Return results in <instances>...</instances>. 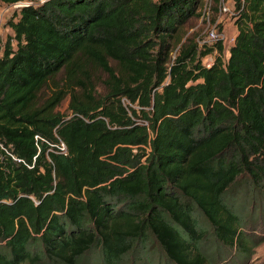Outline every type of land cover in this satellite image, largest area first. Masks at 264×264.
<instances>
[{
	"label": "trees",
	"instance_id": "1",
	"mask_svg": "<svg viewBox=\"0 0 264 264\" xmlns=\"http://www.w3.org/2000/svg\"><path fill=\"white\" fill-rule=\"evenodd\" d=\"M202 1L29 0L8 19L0 264H92L95 245L119 264L150 238L172 264L249 253L224 195L242 175L264 182V0H234L227 57L215 41L205 65L213 45L189 40L171 59Z\"/></svg>",
	"mask_w": 264,
	"mask_h": 264
},
{
	"label": "rangeland",
	"instance_id": "2",
	"mask_svg": "<svg viewBox=\"0 0 264 264\" xmlns=\"http://www.w3.org/2000/svg\"><path fill=\"white\" fill-rule=\"evenodd\" d=\"M29 0H18L15 2H6L0 0V54L3 50L4 42L8 34L13 31L8 25V19L18 10V6L27 3ZM235 3L234 0H203L196 14L190 16L187 21L175 32L171 50V59L176 55L180 45L194 40L198 47L203 48L206 45H213V50L201 58L205 65L208 60L214 59L218 50L215 41H209L207 38L208 30L215 26L218 30L225 32L226 41H221L223 45V56H228L229 41L235 35L237 25L235 23ZM115 65V61L111 60ZM108 76L102 70H97L92 75L93 94L96 98L103 96L107 92ZM78 92H81L79 89ZM69 95H67L59 104L58 109L65 114H69L68 109ZM225 200L233 206L239 214L242 229L246 238L250 241L249 253L242 250H233L232 259L226 255L220 257L221 264H264V182L255 184L248 175H242L238 180L228 188L224 195ZM201 224L208 227V223L200 217ZM211 234L203 240L205 247L211 244ZM225 251L222 247L221 254ZM226 254V253H225ZM232 256V255H231ZM85 261L92 264H104L100 249L95 245L85 255ZM227 259V261H226ZM21 262L19 264H24ZM119 264H172L166 260L161 252V248L152 238L145 242L138 241L135 248L126 253Z\"/></svg>",
	"mask_w": 264,
	"mask_h": 264
},
{
	"label": "built area",
	"instance_id": "3",
	"mask_svg": "<svg viewBox=\"0 0 264 264\" xmlns=\"http://www.w3.org/2000/svg\"><path fill=\"white\" fill-rule=\"evenodd\" d=\"M207 39L209 41H218L221 40L226 41L228 38L225 35V32L222 30H218L217 28H215V26H212L209 30H208V34H207ZM229 41H231V43L234 41V36L232 38L229 39ZM230 43V44H231ZM213 60H211V58L208 60V63L206 65H210L212 63ZM60 148L64 149V144L61 143V145H59ZM13 156V155H12ZM15 157V156H13Z\"/></svg>",
	"mask_w": 264,
	"mask_h": 264
},
{
	"label": "crops",
	"instance_id": "4",
	"mask_svg": "<svg viewBox=\"0 0 264 264\" xmlns=\"http://www.w3.org/2000/svg\"><path fill=\"white\" fill-rule=\"evenodd\" d=\"M236 33V32H235Z\"/></svg>",
	"mask_w": 264,
	"mask_h": 264
}]
</instances>
